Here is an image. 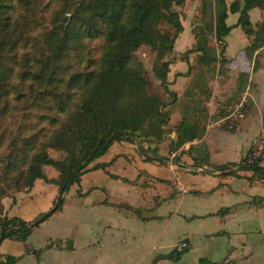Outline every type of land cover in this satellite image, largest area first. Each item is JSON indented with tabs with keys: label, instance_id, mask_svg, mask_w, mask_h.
Returning <instances> with one entry per match:
<instances>
[{
	"label": "trees",
	"instance_id": "16d2710c",
	"mask_svg": "<svg viewBox=\"0 0 264 264\" xmlns=\"http://www.w3.org/2000/svg\"><path fill=\"white\" fill-rule=\"evenodd\" d=\"M60 1L61 7L52 14L51 25L45 26L38 37L28 42L27 25H31L34 9L42 1L0 0V121L7 112L5 97L13 90L12 86H7L8 82L14 76V65H19L23 67L15 70L19 79L28 81V88L35 81V101L46 109L39 118L49 124L45 130L40 128L13 138L11 151L2 160L0 241H19L24 253L35 256L39 250L31 247L27 236L37 224L30 226V221L1 215V198L10 189L30 188L39 179L55 185L57 190L62 187L60 197L52 202L56 204L53 212L58 210L67 185L78 183L79 175L89 161L104 154L112 141L161 142L167 135L165 107L177 99L175 91L167 87L169 62L163 58L172 50L174 39L182 30L178 13L172 7L181 5L184 0ZM251 8H257L262 15L254 24L248 17ZM65 12H70V17L63 24L61 17ZM228 13H237L234 25L247 38L242 53L251 60V69L256 68L257 51L264 52V0H242L241 3L238 0H200V24L192 28L194 41L182 58L187 69L190 64L186 57L190 53L197 54L196 63L209 76L213 74L214 63L222 65L226 62L220 52L209 46V40L213 38L216 43H221L228 34L231 28L225 22ZM98 39V57L85 58L86 42ZM28 44L30 51L18 61L16 50ZM141 45L154 53L151 72L162 93L170 97L168 102L160 94H147L145 70L141 63L132 59L134 51ZM247 76L244 69L237 73L234 97L245 89ZM190 92L185 95L184 112L174 128V138L168 140L169 152L200 139L204 133L206 108L201 106L202 100ZM200 94L207 99L210 91L200 87ZM48 149L63 155L55 159L48 154ZM186 150L189 154L197 152V157L191 156L194 165L207 164L208 154L202 146L194 148L189 144ZM138 151L147 154L146 149ZM156 151L157 147L150 148L148 152L154 158L146 159L164 163L166 157L157 155ZM248 151L239 162L229 165L238 170H250L261 178L264 167L259 161L246 163ZM173 159L176 160L175 156ZM226 165L213 166L211 171H226ZM43 166L52 167L57 176L48 178ZM98 168H104V165L95 163L87 167L90 170ZM227 173H231V168ZM42 214L39 213L37 218ZM182 251L173 248L165 255L154 256L150 264L161 258L176 261ZM16 260L17 257L9 254L0 256V264H14ZM205 263L217 264L203 258L197 261V264Z\"/></svg>",
	"mask_w": 264,
	"mask_h": 264
},
{
	"label": "crops",
	"instance_id": "0c3cea01",
	"mask_svg": "<svg viewBox=\"0 0 264 264\" xmlns=\"http://www.w3.org/2000/svg\"><path fill=\"white\" fill-rule=\"evenodd\" d=\"M248 17L251 24H254L261 19L262 15L257 8H251L248 10ZM251 18L253 19L251 20ZM235 22L236 19L229 24L231 28L228 34L223 37L225 58L227 60L232 58L231 62L234 61L233 68H230V63L225 64L229 69L226 74L232 78L237 76L240 71L238 65L243 60L240 55L236 54L247 42V38L240 28L234 25ZM236 29H239L238 31L243 36L235 46L233 55L228 56L225 52L227 46L225 38ZM257 53L256 68L252 70L250 66L248 69H244L248 76L245 91L242 93L247 94L252 107L243 119L237 122L234 130L205 128L200 139L184 144L179 149L170 152L169 156L158 149V143H147L141 140H120L110 143L106 151L108 152L109 165L105 184L108 182V187H104L106 191L104 200L94 202L97 207L102 205L108 207V240L130 239L131 244L125 248L126 252L147 254L151 256L149 257L151 261L154 256L167 254L180 242L185 243L183 253L193 250L197 244L200 247L208 246L205 242L214 237L225 236L229 251L225 253L222 261L215 263L249 264L251 261L249 256L255 255L252 253V247H249L247 251L242 249L241 245L246 242L243 233L246 229L242 223L251 218H259L260 222L264 219V172L263 176L258 178L250 170H238L230 166L229 163L239 162L252 146L257 132L264 129V52L257 51ZM177 80L181 81L184 78L178 77ZM172 115L175 117V121L179 119V114L173 113L169 117ZM173 138L174 130L169 139ZM189 144L194 148L196 146L204 148L208 154L206 165L193 164L191 156L197 157V152L189 154L186 150ZM153 146L157 147V155L166 157L164 163L146 159L150 153L144 154L138 151V149L149 151ZM176 151L178 152L175 153ZM173 156L176 160L172 158ZM96 162L101 163L99 159ZM223 164H227L228 170L231 168V173H227L228 170L211 171L213 166ZM260 165L264 167V160ZM50 168L52 167L43 166L42 170L48 178H55L57 172L54 173ZM97 171L102 172L99 169L93 170L94 173H98ZM40 186L46 187L50 192L44 205L38 207L31 214L7 213L6 215L29 221L35 215L45 212L48 204H51L56 196L57 187L55 185L36 179L24 196L32 198L37 187ZM91 187L94 191L100 188L97 185ZM77 195L83 196V192L80 191ZM79 205L84 204L79 203ZM67 207L62 204L60 209L63 210ZM79 207L71 206V215H78L79 212L86 211L85 218H91L90 212L94 213L91 211L92 206L88 207L89 210ZM99 217L107 220V216ZM41 224V222L38 223L27 236V242L32 248L41 249L43 253L53 249L61 252L66 248L65 237L60 235H48L41 238L42 244L38 243L41 244L40 247L31 241L30 238L34 230ZM262 227L264 228V223L261 222L258 232L264 235V230H260ZM70 241L72 243L68 252L73 253L76 250L74 238L71 237ZM19 243L22 244L10 239L1 240L0 254L17 257L14 263L17 264L23 256L30 255L24 253ZM235 243L239 245L237 246ZM47 244L50 246L45 247ZM262 244H264V238ZM15 245L20 251L13 255L10 253L12 252L10 248ZM89 245H92V242L86 244V246ZM3 247L6 252L2 251ZM200 258L214 262L207 257L198 259ZM260 258L264 259L262 256ZM164 260L170 259H157L155 264ZM71 262L73 261L62 264ZM35 264H43L42 256L35 260Z\"/></svg>",
	"mask_w": 264,
	"mask_h": 264
},
{
	"label": "rangeland",
	"instance_id": "374dc122",
	"mask_svg": "<svg viewBox=\"0 0 264 264\" xmlns=\"http://www.w3.org/2000/svg\"><path fill=\"white\" fill-rule=\"evenodd\" d=\"M41 1V5L34 9V17L31 25H27V34L29 36L28 42H32V38L38 37L41 30L50 24V21L53 19L52 14L61 7L60 0ZM226 1L230 2L231 0ZM238 1L240 3L242 2V0ZM172 9L178 13L182 30L176 35L172 50L163 58L169 62V71L166 75L168 82L167 87L168 89L175 91L177 95V99L165 107V110L168 112L167 122L164 127L167 135L161 142L158 143V149H161L162 152H164V154L167 156H169L170 153L167 146L168 140L179 120L178 119L175 121V117L173 115L169 117V115L176 113L179 114L180 118L181 113L184 112L183 103L187 99V97H185L187 92L193 91L194 97L201 99V106L206 108L207 115L204 120L205 129L209 120H215L216 118L223 116L228 111L232 110L233 106L241 97V93L245 91L243 90L238 95V97H234L233 95L237 77L232 78L226 74V71L229 69L225 66V64L230 63V68H233L232 64L234 61L231 62L232 58L230 60L225 58L223 39L221 43H216L213 38H210L209 40V46L216 52H220L221 58L226 60V62L222 65H220L218 62L214 63V70L211 76H209V73L203 72L204 68L196 63V53H190L187 55L186 58L190 64L189 69H187V65L182 60V58L185 56L184 52L193 44L194 39L192 28L200 24V0H184L181 5H175L172 7ZM69 17L70 12H65L61 17V22L63 24L66 23ZM236 17V13L229 14L228 18L225 20L226 24H231L233 21H235ZM252 19L253 18H251V20ZM238 30L239 29L233 30L230 35L225 38V42L227 44L225 52L228 56L233 55L235 46L240 42L241 37L243 36V34ZM86 44L88 47L86 49L85 58H97L100 52V40H92L90 42H86ZM30 49V44L24 47H19L16 50V59L19 61L24 54H27L30 51ZM72 54L73 53H71V55ZM8 55L10 54H7L6 56ZM236 55H240L243 59L242 63L238 65V68L248 69V67L251 66V60L245 58L244 54L242 53V48L239 50V52H237ZM132 59L135 62L141 63L145 70V78L147 80V94H160L163 100L168 102L170 97L162 93L157 80L154 78L153 73L151 72L154 53L147 46L141 45L134 51ZM14 66L15 69L12 73L14 76L10 78L7 85L8 87L12 86L13 90L8 96L5 97L6 99L4 101L7 105V112L5 115H3L0 121V168L2 166V160H4V156H6L11 151L10 144L13 138H20V136L28 135L40 128L45 130L49 127L47 120H41V118H39V114H45L46 109L40 102L35 101L36 95L33 91L36 88V85L34 84L35 81L31 82L30 88H28V81L20 80L18 74L15 71L17 68L22 69L23 67H20L19 65ZM178 77H182L184 80H177ZM200 87L210 91L209 97L207 99H204V96L200 94ZM188 94H191V92ZM251 107V101L246 94L244 115L249 112ZM235 127L236 124H234L233 128L228 129V131L234 130ZM217 129L226 130V127L222 125ZM260 133L261 131H258L257 135ZM47 152L55 159H58L63 155L62 152L52 149H48ZM177 152L178 151L175 153ZM146 153H148V151H146ZM98 159L101 164L104 165V168H98L102 172L99 173L97 171L98 173H94L93 170L95 169H87V167L98 163L96 162ZM263 160L264 157L261 158V162ZM108 165V152L91 159L87 164L86 169H84V171H82L79 175L78 183H71L67 185L62 194V204L68 207L63 210H61L60 207L52 214L51 217H47L45 220H43L41 222L42 224L34 230V233L30 238V240L34 243L42 244L41 238L48 235H60L65 237L64 244L66 248H64L61 252L53 249L46 253H43L41 249L36 248V250H39L37 256L34 254L23 256L17 264H35V260H38L40 256H42L43 264H62L63 262L68 263L69 261H73L70 264L150 263L149 257L151 256L147 254L126 252L125 248L131 244L130 239L108 240V207L103 205L97 207L94 204V202L97 200H104L106 192L104 187H108V182L105 184V178L108 176ZM50 170L55 173L53 168H50ZM92 185H97L100 188L94 191V189L91 187ZM28 190L29 188L26 187H15L10 189L7 195L1 198V215L11 218L6 214H31L38 207L44 205L47 202L50 192H48L46 187H37L35 195L32 196V198L24 196ZM80 191L83 192V196L77 195ZM18 197L20 198L18 199ZM17 199L18 202L16 204ZM79 203L84 205H79ZM51 205L52 203L48 204L47 210ZM71 206H80L79 208H85L86 210H89L88 207L92 206L91 211L94 213L90 212L89 215L91 218H85L86 216L84 213L86 211L79 212L78 215H71ZM99 216L103 218L107 216V220L101 219ZM36 218L37 215L29 219V221ZM261 222L264 223V219H262ZM261 222L259 218H251L249 221L242 223L246 229V231H243L246 242L245 244L241 245L242 249L247 251L249 247H252V253L255 255L249 256L251 259L249 264H264V259L260 258V256L264 258V244H262L264 235H261L260 232H258ZM260 230H264V228L262 227ZM71 237L74 238V243L76 245V250L73 253L68 252L70 249L69 245L72 243V241H70ZM91 242L92 245L86 246V244H90ZM227 242V237L217 236L210 241L205 242L208 246L200 247L197 244V247H194L193 250L188 252L184 251L181 253L176 261L164 260L159 262V264H197L199 257H207V259L219 263L222 261L223 257H225V253L229 251V245H227ZM41 244H38L39 247ZM235 244L237 246L239 245L238 243ZM19 246L23 249L22 244L19 243ZM224 247L226 248L225 250ZM4 248L5 247H3L2 251L6 252ZM10 249L12 251L10 253H13V255L20 251L17 245L12 246ZM0 256L3 258L4 255L0 254Z\"/></svg>",
	"mask_w": 264,
	"mask_h": 264
},
{
	"label": "built area",
	"instance_id": "2783aa9c",
	"mask_svg": "<svg viewBox=\"0 0 264 264\" xmlns=\"http://www.w3.org/2000/svg\"><path fill=\"white\" fill-rule=\"evenodd\" d=\"M245 97L246 93H242L238 102L233 106L232 110L228 111L223 116L216 118L215 120H209L206 124L207 128L221 127L224 125L226 129L233 128L234 124L244 117L245 112ZM234 122V123H233ZM261 133L257 135L254 139L252 146L250 147L246 155V163H252L254 161H259L261 163V158L264 157V129L260 130ZM185 247L184 242L176 244L174 247L177 252L183 250Z\"/></svg>",
	"mask_w": 264,
	"mask_h": 264
},
{
	"label": "water",
	"instance_id": "95a60500",
	"mask_svg": "<svg viewBox=\"0 0 264 264\" xmlns=\"http://www.w3.org/2000/svg\"><path fill=\"white\" fill-rule=\"evenodd\" d=\"M147 157L154 158L152 155H148ZM61 193H62V187L57 190L55 200H57L60 197ZM55 207H56V204L53 203L47 211L43 212L42 216L30 221V226H34V225L42 222L49 214H51L53 212Z\"/></svg>",
	"mask_w": 264,
	"mask_h": 264
}]
</instances>
